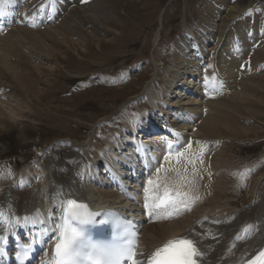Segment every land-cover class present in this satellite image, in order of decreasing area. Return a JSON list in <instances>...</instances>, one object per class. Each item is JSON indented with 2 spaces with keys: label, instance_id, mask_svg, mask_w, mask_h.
Returning <instances> with one entry per match:
<instances>
[{
  "label": "bare ground",
  "instance_id": "obj_1",
  "mask_svg": "<svg viewBox=\"0 0 264 264\" xmlns=\"http://www.w3.org/2000/svg\"><path fill=\"white\" fill-rule=\"evenodd\" d=\"M8 2L9 6L8 4L3 6L5 14L0 16V76L13 80L27 98L41 105L43 92L36 93L34 83L30 85V81L33 80L31 74L24 75L18 72L7 57V53L15 49V44L23 34L45 58L57 59L63 53L57 50L56 46L76 45L71 42L69 36L80 33L78 29L84 26L83 23L94 22L98 27L109 30L107 27L109 11L99 0H90L89 5L83 9L77 8L75 1L57 0L53 9L54 18L56 19V15L63 7L72 5L67 10L69 18L62 20L57 30L48 28L43 35L36 36V32L44 29L42 27L45 23L38 24L40 18L33 22L23 18V23L19 24L17 18L15 21L16 14L12 15L13 10L18 7L22 9L24 7V10L29 12L34 7L31 1ZM243 3L244 1L231 6L227 13L224 12L225 17L221 12L223 3L217 9L206 7L209 16L202 19V23L207 26L206 35L200 34L192 44L188 37H183L179 42V52L175 57L177 65L174 64L176 70L171 74L172 80L165 85V102L155 105L159 110L156 114L152 111L141 124L130 121L128 133H122L106 149L105 147L104 150L97 149L98 152L93 154V159H87L89 157L85 156L81 146L75 145L71 140L55 141L38 161L29 163L20 172L15 185H4L0 188V213H3L0 217V250L3 245H10V241L15 237L19 239L24 237L26 243L35 242L40 247L41 251L35 264H53L56 237H52L46 243H40L38 233L32 227L40 219L53 224L57 218L60 220L62 212L60 208L66 206L67 200L73 199L87 205L92 213L103 207L143 220L144 229L137 257L141 264H146L147 259L157 248L177 238L193 241L201 253L197 257L198 264H247L259 252L264 251L263 176L258 179L261 183L255 190L256 199L252 204L233 211L228 207L231 203L226 201L232 193L228 186L230 182L233 183L232 175L235 172L228 164L230 158L226 159L224 155L227 141L248 140L252 135L259 134L248 125H244L248 121L247 115L252 116L253 113L247 109L243 110L248 98L239 97L242 93L235 92L238 88L235 80H238L237 74L241 76L249 71L248 64L244 62L246 63L248 55H251L250 48L259 39L258 33L251 38L250 30L255 29L257 32L263 30L264 20L259 18L260 14L253 16L247 12ZM7 6L10 7V12H6ZM238 15L245 18L241 19L234 31L230 30L231 37L221 44L220 52L212 53L214 55L209 68L199 67L200 62L195 63L197 61L195 58L202 61L207 44L215 35H218L220 43L226 34L228 22ZM45 19L48 20L47 17ZM13 26L17 29L13 30ZM99 29L91 30V42L97 43L98 48L104 43L96 38ZM44 39L52 43L47 49L43 47ZM84 41L87 45V39ZM261 48L258 51H261ZM251 62L253 63V60ZM42 70L48 72L49 75L43 78H47V84H50L58 72L57 67L37 66L31 73L35 74L37 71L41 76ZM211 74H214V79L204 86L203 92L199 91L201 88H197L193 93L194 96L207 98L205 103L191 97L187 106L178 101L176 107L171 100L172 95H175V98L182 95V92L188 95L193 91L192 88L198 79L202 76L208 78ZM210 93L213 96L209 97ZM229 93L233 94L231 100L235 107L223 112L220 109L224 107L220 105L223 104L222 97ZM5 99L0 95V130L9 127L15 120L23 121L25 116L20 103L11 105ZM31 101L29 104L35 106ZM59 102L60 105H66L64 100ZM172 102L175 105L171 104ZM224 104L227 106L228 103L224 101ZM260 105L257 103L258 108L263 109ZM56 111L66 112L60 108H56ZM238 111H243L241 116L245 117L232 116L238 114ZM26 113L28 115L31 111L28 109ZM41 113L42 118L40 117L39 121L44 119L46 111ZM31 115L34 116L35 113L32 112ZM142 125L147 129L142 128ZM155 128H160L162 134L165 132L170 134L173 131L175 141L157 142L154 139L142 143L140 139L144 137L138 136L154 132ZM193 128L195 129L193 134L186 136L181 133L191 131ZM177 152L184 153L179 160ZM235 175L239 176L241 182L243 180L249 182L248 174L236 172ZM149 179L156 181L158 187L149 186ZM165 186L171 189L173 196L177 191L188 192L189 196L178 208H170L167 212L157 210L151 216L148 215L150 219L147 220L148 210L144 207L146 200L151 203L152 201L148 200L149 196H163ZM150 187L152 191L146 192ZM246 192L247 190H238L236 196L242 197ZM131 212L133 214H130ZM169 213L171 219L162 218ZM0 264H6L3 258L0 259Z\"/></svg>",
  "mask_w": 264,
  "mask_h": 264
},
{
  "label": "rangeland",
  "instance_id": "obj_2",
  "mask_svg": "<svg viewBox=\"0 0 264 264\" xmlns=\"http://www.w3.org/2000/svg\"><path fill=\"white\" fill-rule=\"evenodd\" d=\"M8 1L4 0L3 4H8ZM29 1L34 7L29 12H26L24 7L18 9L17 21L22 24L23 18L32 22L40 18L38 24L45 23L42 27L44 29L36 32V36L43 35L48 28L57 30L58 24L69 18L67 10L72 5L66 4L69 7H63L55 19L53 9L57 0H54V3H50V0ZM69 1H75L76 7L81 9L90 3V0ZM99 1L109 11L107 21L109 30L98 27L94 22L83 23L84 26L78 29L80 33L69 36L71 42L76 45L55 47L63 53L57 59L45 58L23 34L25 40L20 36L21 39H18L15 49L7 53V57L18 72L24 75L31 74L33 80L30 81V85L34 83L36 93L43 92V103L40 105L31 101L13 80L0 76L2 98H6L5 101L10 102L11 105L20 103L21 110L25 112L23 121L15 120L9 127L0 130V188L4 185H15L20 172L29 163L38 161L55 141L71 140L75 145L81 146L85 156L89 157L87 159H93V154L106 149L122 133H127L130 121L142 123L152 111L156 114L159 110L155 105L165 102V85L172 80L171 74L176 70L174 64L179 52V42L183 37H188L192 44L200 34L206 35L207 26L202 23V19L209 16L205 10L207 6L217 9L223 3L221 12L227 13L231 6L244 1L243 6L247 12L252 13L253 16L260 14L259 18L264 20V0ZM8 11L10 12L6 10ZM223 16L225 17L226 14L224 13ZM45 17L48 18L47 21ZM243 18L245 17L238 15L232 21L227 20L228 28L222 41L218 43V35H215L206 46L203 60L194 57L195 60L197 59L195 63L200 62L199 67L209 68L210 60L214 55L212 53L220 52L221 44L231 37L230 30L234 31ZM12 28L17 29L16 26ZM92 28H100L96 38L104 43L99 48L97 43L91 42ZM250 32L251 38L258 33L259 39L250 48L251 55L249 54L246 63L244 62L248 64V73L245 72L241 76L236 73L238 80L235 81L238 88L235 92L242 93L239 97L248 98L243 110L247 109L253 113L252 116L247 115L248 121L244 125H248L259 134L252 135L248 140L227 141L224 155L226 159L230 158L228 164L235 172L232 175L233 183L230 182L228 186L232 193L226 201L231 203L228 207L233 211L241 210L255 201V190L261 183L258 179L261 176L262 179L264 178V29L258 32L252 29ZM84 39H87V45ZM251 41L254 42L252 39ZM42 43L45 49L52 44L47 39ZM181 46L183 47L182 43ZM260 48L261 51H258ZM37 66L57 67L58 72L50 84H47V78H43L49 75L45 70L41 71V76L37 71L35 74L31 73V70L33 71ZM213 76L214 74H211L207 79L206 76H202L196 81L192 92L188 95L180 92L182 95L178 98L172 95L171 100L175 104L180 101L187 106L189 98L194 97L205 103L207 98L194 96L193 93L197 88H201L199 91L203 92L204 86L214 79ZM226 95L222 97L223 102L220 101L223 104L224 101L228 103L227 106L220 104L224 106L220 108L223 112L235 107L231 100L233 94ZM211 96L213 95L210 93L209 97ZM29 100L35 106L32 107ZM60 100H64L66 105H60ZM173 102L171 104H174ZM257 103L261 104L263 109H259ZM56 108L66 112L58 113ZM28 109L35 115L31 113L27 115ZM44 110L46 115L43 116L42 121H39ZM238 112L232 116H241L243 113V111ZM194 130L193 128L191 131H184L185 133L181 131V133L189 135L195 133ZM4 140L12 142L13 147L2 144ZM236 172L248 174L249 182H245L247 180L241 182L239 176L235 175ZM238 190H247V192L242 194V197H238L236 196Z\"/></svg>",
  "mask_w": 264,
  "mask_h": 264
},
{
  "label": "snow or ice",
  "instance_id": "obj_3",
  "mask_svg": "<svg viewBox=\"0 0 264 264\" xmlns=\"http://www.w3.org/2000/svg\"><path fill=\"white\" fill-rule=\"evenodd\" d=\"M3 3L4 0H0V16L5 14ZM50 3H54V0H50ZM182 156L184 153L177 152V160ZM190 163L194 164L195 161ZM148 185L158 187L157 182L152 179L148 180ZM151 191V187L146 189V192ZM188 196V192L181 191H177L173 196L171 189L165 186L163 196H149L148 200L152 202L146 200L144 207L151 216L157 210L167 212L170 208H178ZM2 216L3 213H0V217ZM93 217L94 214L88 210L87 205L73 199L66 201L62 222L57 228L59 236L54 246L53 264H141L137 260L135 243L129 242L126 236H117L112 243H99L88 239L83 226L92 222ZM162 218L171 219L172 216L169 213ZM2 254L0 250V255ZM200 255L192 240L177 238L157 248L147 259L146 264H197L196 258ZM249 264H264V251L259 252Z\"/></svg>",
  "mask_w": 264,
  "mask_h": 264
}]
</instances>
